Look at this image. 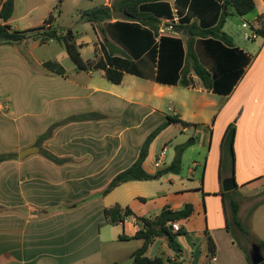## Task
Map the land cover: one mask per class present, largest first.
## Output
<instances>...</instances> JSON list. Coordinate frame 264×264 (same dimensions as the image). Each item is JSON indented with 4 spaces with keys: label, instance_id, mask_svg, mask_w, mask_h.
<instances>
[{
    "label": "crops",
    "instance_id": "0c3cea01",
    "mask_svg": "<svg viewBox=\"0 0 264 264\" xmlns=\"http://www.w3.org/2000/svg\"><path fill=\"white\" fill-rule=\"evenodd\" d=\"M254 1L255 14L241 18L232 12L223 28L233 45L215 38L195 39V52L214 79L212 89L205 88L194 73L188 76V87L180 85L190 35L179 27H215L222 13L216 0L145 1L139 12L146 19L130 17L127 0H75L78 6L88 4L81 15L99 7L112 10L110 20L82 21L96 41H90L86 31L61 28L72 29L85 62L103 58L122 71L121 84L108 81L102 70H79L67 51L39 59L35 50L42 44L35 40L28 51L35 67L15 53L25 71L46 90V97L61 104L65 122L38 146V154L25 159L20 153L37 146L52 119L16 117L13 132H0V155H16L0 163V264H120L132 258L143 241L109 259L103 256L106 243L121 236L135 240L141 229L138 218L155 219L166 208L181 211L188 204L194 206V213L179 222L180 236H186L177 238L182 255L176 256L167 237L156 239L146 255L179 264H248L228 221L231 202L236 201L243 225L252 230L261 215L258 224L264 229V39L256 34L248 46L239 45L242 27L248 29L246 35L261 25L257 18L264 16V0ZM175 11L180 17L175 33L158 37L144 23L160 30L173 20ZM114 12L121 18H114ZM239 19L241 28H235ZM56 22L55 17V27ZM85 49L94 57L84 58ZM47 62L58 63L65 74L46 67ZM91 114L83 121L66 122ZM170 117L189 125L174 122L166 127L151 143L143 168L156 175L173 163L179 146L195 138L182 156L180 174L128 182L103 195L112 180L137 161L147 137ZM232 128L233 156L224 149ZM42 148L66 162L48 160ZM227 179L235 180L234 191L224 192ZM115 205L130 208L134 215L117 226L106 224L105 209ZM209 238L216 246L213 258ZM260 240L264 242V237Z\"/></svg>",
    "mask_w": 264,
    "mask_h": 264
},
{
    "label": "trees",
    "instance_id": "16d2710c",
    "mask_svg": "<svg viewBox=\"0 0 264 264\" xmlns=\"http://www.w3.org/2000/svg\"><path fill=\"white\" fill-rule=\"evenodd\" d=\"M145 1H154V0H127L126 10L129 13V16L134 19L144 18L147 16L139 12V8ZM158 1V0H157ZM221 3L222 13L219 19L218 24L210 29H202L199 26L192 24L188 26H181L179 28L185 29L190 35V39L187 42L186 47V59L185 64L181 72L180 85L183 87H188L190 85L188 76L191 73H194L202 81L203 85L207 89H212L214 85V79L210 72L201 64L194 48V42L196 38H215L224 41L228 45H233L232 39L223 32V28L227 23L228 19L231 17V13L237 14L241 18L253 15L256 13V3L254 0H216ZM15 9V0H10L7 3V6L3 12L4 25H0V44L1 45H14L20 44L28 39H34L40 44L44 45L50 42H57L64 45L66 51L68 52L70 58L77 65L79 70H102L105 72V77L108 81L114 84H121L124 78V73L116 68L108 66L107 62L103 58H96L85 62L82 58V55L79 50V46L76 43V36L73 33L72 29L57 28L54 26L55 16L49 15L48 18L44 21V25L38 28L26 30V31H16L12 30L11 26L8 24V21L11 19ZM83 20L90 23H100L105 20H110L112 18V10L107 7H99L93 10H89L83 13ZM153 21L156 22L155 18ZM258 21L261 23L260 27L254 29L258 37L264 39V16H258ZM146 26L152 29L156 35L159 34V29L151 23L144 22ZM38 34L33 35L34 32ZM103 33V32H102ZM46 67L51 68L58 74L64 75V69L54 62L45 63ZM91 115H84L80 117L70 118L66 122L71 121H83L89 118ZM174 122H182L179 118H169L165 123L160 125L155 131H153L146 139L143 144L139 158L137 161L127 170L119 173L110 183L108 188L103 192V195H107L117 187L122 184L132 182V181H150L154 179H159L165 174L173 173L180 174L182 170V156L184 152L195 143V138H190L185 144L181 145L177 149L176 157L173 163L159 171L156 175L148 174L144 168V161L146 160L149 152V148L154 139ZM184 126L189 124L182 122ZM59 127V124L52 126L44 135L38 138L36 145L41 146L47 139H49L55 129ZM235 137L234 128L230 129L224 139V149L226 152H229L233 156V142ZM41 154L48 160L56 163L62 164L66 162L64 159H60L57 156L53 155L45 149H41ZM16 155L5 154L0 155V163L11 160ZM231 214L228 221V229L234 235L235 240L238 241L239 237L236 236L234 231H238L237 234H240L249 245L255 243L257 244L264 256V242L257 240L256 242L252 241L250 238V230L243 225L240 217V204L236 201L231 202ZM194 213V206L192 204L186 205V207L181 211H172L169 208L163 210V212L155 219L147 218H138L141 229L137 232L134 239L142 240L143 246L137 249L134 253L136 256L135 264H179L170 259H164L162 257L151 258L148 257L147 251L150 245L160 237H167L169 240V246L171 250L180 257L182 255V248L177 241V238L182 235V230L176 232L173 229L174 224L179 223L182 220L189 219ZM134 213L130 208H123L121 205H115L105 209V219L106 224L117 226L123 224L125 220L133 216ZM120 239L125 240L124 236H121ZM239 243V242H238ZM240 247L244 250L250 264V248H243L240 244ZM209 248H210V257L213 258L216 255V246L212 238H209ZM261 264H264L261 263Z\"/></svg>",
    "mask_w": 264,
    "mask_h": 264
},
{
    "label": "rangeland",
    "instance_id": "374dc122",
    "mask_svg": "<svg viewBox=\"0 0 264 264\" xmlns=\"http://www.w3.org/2000/svg\"><path fill=\"white\" fill-rule=\"evenodd\" d=\"M24 1L26 3H24ZM74 1L75 0H17V11L10 19V26L16 31H26L28 29L40 27L45 18L52 14L57 18V28L71 27L78 33L86 31L85 36L90 41H96L95 35L89 29L87 23L82 22L83 14L81 15V12L88 9V4L81 3L78 6V4H73ZM234 27L241 28L240 19L235 22ZM247 31L248 29H244L243 27L240 30L241 35H239V45L242 47H246L252 42H248L244 39V35ZM38 33L39 31H36L33 35ZM34 42V39H30L26 44H0V104L4 105V110H0V132H13L15 128L13 121L16 117L30 121L33 120V118L36 120L50 118L52 119L51 127L59 124V127L56 129L64 125L65 121L61 119V104H59L58 101H51L48 96L46 97L44 94L46 90L42 88V85L37 83V79H33L25 71L21 61L15 56L18 54L22 57L24 63L26 62L25 64L35 67L28 52L31 50ZM63 51H66L64 45L53 42L40 45V47L35 50V54L39 59H53ZM83 54L86 59L94 57V53L88 49H85ZM39 70L40 69L38 68L35 71L36 78H38L37 75ZM5 105L10 106V111ZM192 155H189L184 159V165H188L190 156ZM261 218L263 219L261 215L260 217H257L255 221L256 225L253 226L252 230L249 229L251 232L250 238L254 242L260 240L261 237H264V229L258 224ZM234 232L236 233V236L239 237L238 242L251 249L248 242L241 237L240 234H237L238 231ZM184 237L186 236H180L178 241ZM136 247H138L137 240L125 241L116 238L113 243H106L104 245L103 256L105 259H109L112 256L119 257L123 252L133 250ZM248 264H250L249 260Z\"/></svg>",
    "mask_w": 264,
    "mask_h": 264
},
{
    "label": "water",
    "instance_id": "95a60500",
    "mask_svg": "<svg viewBox=\"0 0 264 264\" xmlns=\"http://www.w3.org/2000/svg\"><path fill=\"white\" fill-rule=\"evenodd\" d=\"M118 12H114L113 16L116 19H120L121 16H117ZM40 152V148L38 146H33L28 149H25L20 153V159H25L31 155L38 154ZM237 185L235 183L234 179H227L224 181L223 184V190L224 192H231L236 189ZM250 260L252 264H261L264 262V256L262 254L261 248L257 244H252L250 249ZM136 262V256H133L132 258L125 260L124 262L120 264H131Z\"/></svg>",
    "mask_w": 264,
    "mask_h": 264
},
{
    "label": "built area",
    "instance_id": "2783aa9c",
    "mask_svg": "<svg viewBox=\"0 0 264 264\" xmlns=\"http://www.w3.org/2000/svg\"><path fill=\"white\" fill-rule=\"evenodd\" d=\"M10 0H0V25H4L5 22H4V18H3V12L7 6V3L9 2ZM16 1V0H15ZM180 22V17L178 16L177 12L175 11L174 12V18L171 22L167 23L163 28H161L159 30V36H163V35H166V34H171V33H175L176 32V27L177 25L179 24ZM257 35L254 31H251L248 32L246 35H245V39L248 40V41H252L254 39H256ZM156 168H159L160 167V163H156L155 164ZM173 229L174 231L178 232L180 231L181 229V226L179 223H176L174 224L173 226Z\"/></svg>",
    "mask_w": 264,
    "mask_h": 264
}]
</instances>
